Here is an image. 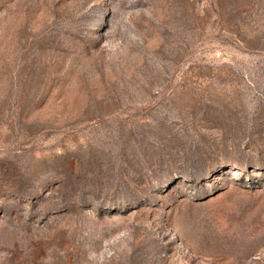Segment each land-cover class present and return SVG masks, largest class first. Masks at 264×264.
Instances as JSON below:
<instances>
[{
    "label": "rangeland",
    "instance_id": "obj_1",
    "mask_svg": "<svg viewBox=\"0 0 264 264\" xmlns=\"http://www.w3.org/2000/svg\"><path fill=\"white\" fill-rule=\"evenodd\" d=\"M0 264H264V0H0Z\"/></svg>",
    "mask_w": 264,
    "mask_h": 264
}]
</instances>
